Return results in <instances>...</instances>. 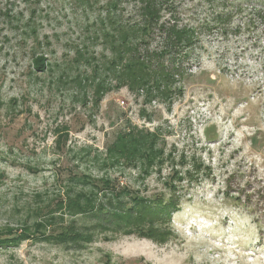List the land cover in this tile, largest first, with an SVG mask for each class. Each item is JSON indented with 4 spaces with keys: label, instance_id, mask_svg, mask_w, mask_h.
<instances>
[{
    "label": "rangeland",
    "instance_id": "obj_1",
    "mask_svg": "<svg viewBox=\"0 0 264 264\" xmlns=\"http://www.w3.org/2000/svg\"><path fill=\"white\" fill-rule=\"evenodd\" d=\"M163 1L181 73L103 92L111 0H0V264H264V0Z\"/></svg>",
    "mask_w": 264,
    "mask_h": 264
},
{
    "label": "trees",
    "instance_id": "obj_2",
    "mask_svg": "<svg viewBox=\"0 0 264 264\" xmlns=\"http://www.w3.org/2000/svg\"><path fill=\"white\" fill-rule=\"evenodd\" d=\"M121 1L131 4L130 11L125 7L112 8L116 7L114 3L122 4ZM163 3L162 0H111L112 6L106 7L109 9L107 15L103 19L97 18L99 28L96 31L97 37L103 38L104 47L110 55L106 57L104 53L99 56L87 51L83 53L81 56L92 70L89 75L91 77L86 75L84 80H100L99 76L103 72L102 81L95 85L103 87V92L109 90L107 87L125 86L130 90L169 87L185 66V53L181 50L191 44L193 31L186 25L180 26L176 20L177 23L169 20L159 23L165 10ZM169 16L176 19L172 12ZM136 18L138 19L135 20ZM155 29L160 33L158 38L161 43L150 48L148 39L154 36ZM172 53H176L175 58L169 56ZM107 80L113 83L106 85ZM121 141L122 136L117 140V145ZM134 231L139 236H144L140 228Z\"/></svg>",
    "mask_w": 264,
    "mask_h": 264
},
{
    "label": "bare ground",
    "instance_id": "obj_3",
    "mask_svg": "<svg viewBox=\"0 0 264 264\" xmlns=\"http://www.w3.org/2000/svg\"><path fill=\"white\" fill-rule=\"evenodd\" d=\"M185 236V235H184Z\"/></svg>",
    "mask_w": 264,
    "mask_h": 264
}]
</instances>
